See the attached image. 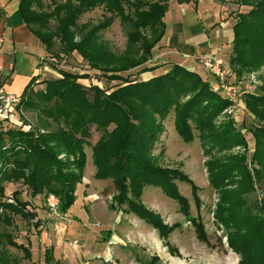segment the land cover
I'll return each instance as SVG.
<instances>
[{
	"label": "trees",
	"instance_id": "1",
	"mask_svg": "<svg viewBox=\"0 0 264 264\" xmlns=\"http://www.w3.org/2000/svg\"><path fill=\"white\" fill-rule=\"evenodd\" d=\"M234 2L251 8L239 14L233 25L229 66L237 77H242L264 66V0ZM97 8H102L104 14L96 25L78 24L85 14ZM168 10L166 0H19V16L52 57L76 51L91 70L99 72L107 82L119 84L114 88L87 87L79 81L89 76L66 70H59L60 78L42 82H38L41 77L37 75L25 87L16 107V113L21 109L36 112V127L23 116L20 119L23 126H29L28 131L23 127L4 128L0 122V264L20 263L8 247L21 250L25 260H32L31 250L5 231L14 225L15 215L29 223L37 219L38 214L28 210L32 199L54 196L61 215L72 208L77 184L83 180L85 146L92 136V127L100 132L92 146L95 178L113 181L118 192L113 198L117 209L126 206L125 212L135 214L166 241L182 224L165 223L141 203L146 187L159 188L177 202L197 239L214 247L200 217L198 187L180 170L162 166L152 152L164 131L162 121L172 113L175 130L186 144L198 138L211 149L241 145L248 151L247 142L230 121L216 126L217 116L231 104L197 71L171 63L169 69L150 79L139 78L163 66L146 65L165 35ZM116 19L128 28L124 55L107 52L100 37ZM37 83L44 88L35 90ZM243 97L249 112L264 122V90L260 96L248 93ZM246 128H250L258 148L253 159L263 161L259 151L264 149V125ZM238 157L206 162L210 184L219 194L214 220L229 248L241 256V264H264V204L257 206L249 201L254 178L244 164L246 158ZM262 179L257 176L258 181ZM177 181L191 185L199 207L196 218L188 199L179 192ZM6 183L25 186L29 200L18 201L20 193L16 191L15 203H7ZM42 225L40 219L33 225L39 235ZM219 244L222 245V237ZM43 259L45 264H59L54 263L53 247L45 250Z\"/></svg>",
	"mask_w": 264,
	"mask_h": 264
},
{
	"label": "rangeland",
	"instance_id": "2",
	"mask_svg": "<svg viewBox=\"0 0 264 264\" xmlns=\"http://www.w3.org/2000/svg\"><path fill=\"white\" fill-rule=\"evenodd\" d=\"M166 1L169 5L166 14L168 25L174 24L175 21L176 28H184L183 30H186L187 33L191 27L197 25L196 30L192 32H197V28L205 30V38L208 36L213 38L217 32L229 29L236 22L239 14H245L251 9L239 6L234 0H216L217 3H212L213 6L209 8L208 3L204 2L207 0H204V3L200 4L197 9L198 16L203 18V16L211 14L212 19L200 20L196 24L194 16H197V13L193 6L197 0H189V3H184L186 6L180 5L176 0ZM181 8L186 10L185 18L180 14ZM103 14L102 8H97L85 14L78 24L96 25L103 18ZM222 20H224L223 22L229 21L230 25L223 26ZM215 23H218L217 26L212 28ZM127 34V26L123 25L120 19H116L108 30L101 33L100 37L105 50L113 55H124L127 50ZM175 37V43L181 41L180 34ZM172 41L173 39L170 44ZM164 42L155 47L154 55L146 66H165L166 62L160 61L159 57L162 60H169L170 57L171 61L182 56L179 54L182 46H177V52H175L174 47L172 50L166 48ZM231 47L232 44L214 47L208 54L199 57L196 60L198 64L195 63V68L191 70L203 75L202 73L206 69H203L201 59L204 56H210L218 48L222 49L219 56L224 60L225 71L229 72L225 80L234 86L235 93L229 96L221 95L229 100L231 105L217 116L216 126L219 127L220 124L230 121V124L232 123L233 127L241 132L247 142L248 151H245L241 145H235L228 149H211V146L204 147L198 138L193 143L186 144L175 130L174 114L172 113L162 121L164 131L152 152L156 158L159 157L162 166L180 170L198 187V196L201 200L200 217L214 247L212 248L197 239L194 227L179 211L177 202L167 197L159 188L146 187L141 196V203L160 215L165 223L169 225L182 224L183 227L174 231L166 241L159 236L157 230L140 220L135 214L125 212L126 206L117 209L113 198L118 192L113 181L95 178L96 168L93 164L92 146L98 141L100 132L92 127V136L88 139V145L85 146L87 163L83 180L77 184L76 201L72 208L65 215H61L57 211L58 200L54 196L41 195L32 199V204L28 208L30 212H36L37 219L43 222L40 235L33 227L37 219L29 223L19 215L14 216V225L5 229L12 234L18 244H23L31 250L32 260H25L21 250L8 247V252L20 262L19 264H45L44 252L50 247L54 248V263L59 262V264H241V256L229 248L223 231L214 220L213 210L219 200V194L210 184L206 162L218 158L226 162L230 156L245 157L244 164L247 165V170L254 178V187L249 201L257 206L264 204V149L259 151L263 161L253 159L258 148L253 133L249 131L250 128H246V126L253 128V124L261 126L264 125V122L260 123L249 112L246 107V97H243L248 93L254 96L262 95L264 66L260 70L237 77L229 66ZM34 58L38 62V55ZM41 62L46 67V73L41 71L39 74L41 78L38 82H42L44 79L60 78L59 70H66L89 76V79L79 81L87 87L98 85L102 88H114L119 84L117 81L107 82L99 72L91 70L89 63L76 51L70 55H61L60 58L52 57L49 54ZM163 66L161 67L163 68ZM185 67L187 66L185 65ZM161 69L144 73L139 78L141 80L150 79L161 72ZM137 71L133 73L136 74ZM208 82L214 84L217 80L210 77ZM43 88L44 85L37 83L34 89L41 90ZM20 116H23L32 127H36L37 113L21 109L15 114L16 124L7 126V128L23 127L28 131L29 126H23L24 123ZM3 126L6 128V125ZM259 175L263 176L261 181L257 180ZM176 184L179 192L188 199L192 215L196 218L199 207H196L193 199L191 185L179 181ZM5 185L6 197L4 200L7 203H15L16 200L13 196L16 191L20 193L18 201L29 200L25 186L14 183ZM253 203L250 204L253 205ZM219 237H222V245L219 244Z\"/></svg>",
	"mask_w": 264,
	"mask_h": 264
},
{
	"label": "crops",
	"instance_id": "3",
	"mask_svg": "<svg viewBox=\"0 0 264 264\" xmlns=\"http://www.w3.org/2000/svg\"><path fill=\"white\" fill-rule=\"evenodd\" d=\"M197 0L196 4H194V9L196 10L202 3H208L207 6L211 8L213 6L212 3H217V1L211 0ZM185 5L186 4H180ZM19 8V0H0V38L2 40L1 44V55H0V74L2 79L5 81V88L8 92L21 95L29 83V81L41 74V71L46 73V67L44 64H41L42 60L49 56V53L42 46L38 39L31 33L27 25L22 21L21 17L18 14ZM189 13V11H187ZM180 14L182 17H186V10H180ZM196 17V24L200 20L212 19L211 14H207L206 17L203 18L198 16ZM222 20L223 26L230 25L229 21ZM166 29L165 35L160 42L167 46L169 50L177 49V46H182V50L179 54H182L179 59L171 60H162L160 57V61H164L165 66L161 69V72L166 71L170 68L171 63H179L182 65H186L189 69H194L196 60L202 55L208 54L214 47L232 44L234 40V32L233 25L229 27V29H225L223 32H217L213 38L208 36L205 38L206 31L200 28H197V32H192L196 30L197 25L191 27V30L187 33L186 30L182 28H176L175 21L174 24L168 25L166 23V17L164 19ZM218 23H215L212 28H215ZM175 26V27H174ZM180 34L179 42L175 43V35ZM171 39H173L172 44ZM159 44V45H160ZM177 52V50L175 51ZM39 57L38 62L34 58V56ZM33 56V57H31ZM183 58V60H182ZM185 59V60H184ZM185 61V62H184ZM169 64V65H168ZM41 65V66H39ZM165 67V68H164ZM204 69V67H203ZM202 73L203 77L209 81L210 76L207 75L206 70Z\"/></svg>",
	"mask_w": 264,
	"mask_h": 264
},
{
	"label": "built area",
	"instance_id": "4",
	"mask_svg": "<svg viewBox=\"0 0 264 264\" xmlns=\"http://www.w3.org/2000/svg\"><path fill=\"white\" fill-rule=\"evenodd\" d=\"M1 44L2 40L0 38V55ZM221 51L222 49L218 48L217 51H213L210 56H204L201 59V63L206 69L207 75L217 80L214 84L211 82V84H213V90L220 95L229 96L235 93V89L232 84H228L225 80L229 72L225 71L224 60L219 56ZM19 103L20 95L10 93L6 90L5 81L0 74V122H2L3 125L10 126L16 123V107Z\"/></svg>",
	"mask_w": 264,
	"mask_h": 264
}]
</instances>
